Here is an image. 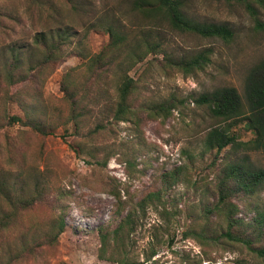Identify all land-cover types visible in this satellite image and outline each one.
Segmentation results:
<instances>
[{
  "label": "rangeland",
  "instance_id": "obj_1",
  "mask_svg": "<svg viewBox=\"0 0 264 264\" xmlns=\"http://www.w3.org/2000/svg\"><path fill=\"white\" fill-rule=\"evenodd\" d=\"M135 1L0 0V264H264L258 251L219 235L227 225L223 215L203 211L213 204L219 181V168L210 164L215 154L205 152L218 121L194 102L223 87L245 97L247 76L264 60V29L256 23H264V5L252 3L254 13L245 3L188 0L193 20L234 31V41L225 43L175 31L135 8ZM109 28L129 36L128 46L143 38L164 42L176 60L213 49L212 63L201 72L186 75L166 65L163 55H150L130 72L137 82L135 107L184 99L169 119L143 114L141 130L134 121L107 123L117 98L116 75L126 65H114L103 84L93 78L89 62L106 47ZM59 29L70 36L61 56L9 83L11 57L20 53L17 76L27 75L43 60L37 37ZM70 97L82 115L77 128ZM13 116L45 126L46 135L11 123ZM242 154H226V163ZM249 156L264 170L263 153ZM180 167L181 182L166 192L164 175ZM160 190L168 205L140 206ZM233 203L241 209L235 217L244 221L264 214V185L258 196ZM130 214L131 229L119 232ZM62 220L65 232L53 240Z\"/></svg>",
  "mask_w": 264,
  "mask_h": 264
},
{
  "label": "trees",
  "instance_id": "obj_2",
  "mask_svg": "<svg viewBox=\"0 0 264 264\" xmlns=\"http://www.w3.org/2000/svg\"><path fill=\"white\" fill-rule=\"evenodd\" d=\"M188 0H136L135 8L141 10L149 17H157L165 20L171 29L182 33H188L207 39H220L225 43H232L235 39L234 31L228 25H217L199 23L188 16L185 9ZM230 4L245 3L246 7L255 13L252 3L264 5V0H224ZM253 13V15H254ZM258 30L264 29V23L256 19ZM109 41L100 53L93 56L89 62V69L92 71L93 78L102 81L104 84V76L110 74L111 68L115 65H126L124 69L117 73L118 84L116 100L107 110V123H120L134 121L137 128L141 130L143 123V114H146L148 120H156L162 118L169 119L173 115V111L178 104H185L184 99L180 100L176 97L151 106L135 107L132 103V97L137 90V82L131 76L130 72L139 64L144 63L150 55H163L166 65L181 70L186 75L194 72L204 71L212 63L214 51L212 48H205L199 53L184 57L182 59H174L169 56L166 49L168 48L164 42H152L147 38L141 39L135 45H130L129 36L119 33L112 28L106 29ZM51 37V39H49ZM49 37L42 35L37 37V42L41 44L42 62L31 66L27 70V75L20 73L21 71V55H13L7 62L8 68L7 80L9 83H20L31 73L36 67L41 68L45 65L55 62L61 56V47L68 43L70 36L68 33H62L59 29L57 32H51ZM134 44V43H133ZM133 46V47H132ZM132 47V48H131ZM39 48V47H38ZM35 67V68H34ZM106 87V86H105ZM67 91L68 86H65ZM245 97L238 92L236 88L223 87L217 88L211 92L204 93L194 102L199 106H207L211 116L218 122L211 127L206 140L205 152L211 153V168H219V181L217 189H215L212 198V205L205 204L203 211L209 214L223 215L226 227L220 230L219 235L223 239L231 240L235 243H241L251 250L258 251L264 255V247L258 248L257 244L264 241V214L257 212V216L251 220L244 221L236 218V214L240 212L238 205L233 201L237 198H254L258 196L264 185V170L255 166L250 160L251 153L264 154V60L255 68H253L246 79ZM87 97V95H86ZM73 114L71 120L77 127L80 126L82 115L77 112L78 101L70 97ZM11 123H22L30 126L36 132L46 135L45 126L29 119L27 123L20 117H10ZM104 125V124H103ZM242 152V158L233 162V157L229 156L228 163L226 154H235ZM197 158V157H196ZM198 158L203 159L204 154ZM190 161L195 162V158L190 155ZM183 168L172 171L164 175L166 179V192L181 182V173ZM41 194L40 192L38 193ZM164 190L156 193H150L141 203L145 206L148 202H158L168 205L170 200L163 201ZM17 201V200H16ZM26 200L19 199L18 203L26 205ZM235 214V215H234ZM209 220V218H207ZM5 222V221H3ZM8 222V221H7ZM131 214L124 218L118 228L121 232L125 228H130ZM66 224L62 220L59 230L53 240H56L65 232ZM102 241L104 244L108 240L109 233H104Z\"/></svg>",
  "mask_w": 264,
  "mask_h": 264
}]
</instances>
